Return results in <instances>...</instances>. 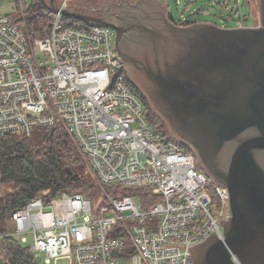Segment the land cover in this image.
I'll use <instances>...</instances> for the list:
<instances>
[{
	"label": "built area",
	"instance_id": "obj_1",
	"mask_svg": "<svg viewBox=\"0 0 264 264\" xmlns=\"http://www.w3.org/2000/svg\"><path fill=\"white\" fill-rule=\"evenodd\" d=\"M58 6L49 36L34 43L11 14L0 15V134L63 124L100 183L147 187L160 200L142 209L130 195L94 203L81 193L46 200L44 191L13 212L11 234L47 264H193L190 246L213 231L225 239L228 188L155 128L115 31L65 15L75 9L69 0Z\"/></svg>",
	"mask_w": 264,
	"mask_h": 264
},
{
	"label": "water",
	"instance_id": "obj_2",
	"mask_svg": "<svg viewBox=\"0 0 264 264\" xmlns=\"http://www.w3.org/2000/svg\"><path fill=\"white\" fill-rule=\"evenodd\" d=\"M255 1L259 23L236 28L180 25L163 2L150 0L134 4L123 26L62 9L115 31L130 83L208 178L228 188L225 239L213 231L190 246L193 264H236L232 254L242 264H264V0Z\"/></svg>",
	"mask_w": 264,
	"mask_h": 264
},
{
	"label": "trees",
	"instance_id": "obj_3",
	"mask_svg": "<svg viewBox=\"0 0 264 264\" xmlns=\"http://www.w3.org/2000/svg\"><path fill=\"white\" fill-rule=\"evenodd\" d=\"M61 1L56 0L57 4ZM14 2L16 9L11 15L25 28L29 41L34 43L36 39L48 37L53 16L50 0ZM136 91L144 101L146 115L155 128L167 135L169 131L163 119L153 111L145 96ZM181 145L187 152H192L189 146ZM0 186L5 187L0 195V264H40L31 248L11 234L9 222L15 210L25 207L44 191H48L45 199L49 200L62 193L86 196L84 193L101 186L104 189L101 196L107 193L113 196L130 195L138 199L142 209L160 200L147 187L100 183L87 156L63 124L38 127L30 135L0 134Z\"/></svg>",
	"mask_w": 264,
	"mask_h": 264
},
{
	"label": "rangeland",
	"instance_id": "obj_4",
	"mask_svg": "<svg viewBox=\"0 0 264 264\" xmlns=\"http://www.w3.org/2000/svg\"><path fill=\"white\" fill-rule=\"evenodd\" d=\"M70 7H97L102 0H69ZM168 8L171 18L178 24L191 21L196 22H209L220 27H246L254 26L259 23V13L255 0H161ZM236 3L238 5L236 6ZM84 5V6H83ZM16 6L14 0H0V15L11 14L15 12ZM86 9V8H85ZM239 9V10H238ZM239 11V13L237 12ZM246 17V18H245ZM38 56H41L39 53ZM167 136L177 142L170 132ZM103 187L97 186L84 193L87 197L91 198L96 203L99 197L103 194ZM5 191L4 186H0V195ZM11 233L14 232L15 226L11 221L9 222ZM29 243L33 239L29 236ZM1 255V254H0ZM40 264H47L43 260H39ZM65 260H59L57 263L51 264H65Z\"/></svg>",
	"mask_w": 264,
	"mask_h": 264
},
{
	"label": "flooded vegetation",
	"instance_id": "obj_5",
	"mask_svg": "<svg viewBox=\"0 0 264 264\" xmlns=\"http://www.w3.org/2000/svg\"><path fill=\"white\" fill-rule=\"evenodd\" d=\"M150 1H153L155 3L162 2L161 0ZM139 2L140 0H102V2L95 8L85 7V9L82 7H78V10L93 14L100 22H113L123 26L125 21L129 19V17L131 18V16L137 11V9L133 5ZM166 12L171 18L172 16L169 13L168 9L166 10ZM127 35L128 33H124V37H126ZM194 156L197 161V157L195 154Z\"/></svg>",
	"mask_w": 264,
	"mask_h": 264
}]
</instances>
